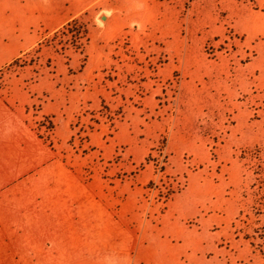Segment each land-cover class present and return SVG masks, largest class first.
I'll use <instances>...</instances> for the list:
<instances>
[{
	"label": "rangeland",
	"instance_id": "1",
	"mask_svg": "<svg viewBox=\"0 0 264 264\" xmlns=\"http://www.w3.org/2000/svg\"><path fill=\"white\" fill-rule=\"evenodd\" d=\"M0 93L132 234L76 264H264V0H0Z\"/></svg>",
	"mask_w": 264,
	"mask_h": 264
},
{
	"label": "crops",
	"instance_id": "2",
	"mask_svg": "<svg viewBox=\"0 0 264 264\" xmlns=\"http://www.w3.org/2000/svg\"><path fill=\"white\" fill-rule=\"evenodd\" d=\"M132 245L111 207L0 93V264H76Z\"/></svg>",
	"mask_w": 264,
	"mask_h": 264
},
{
	"label": "trees",
	"instance_id": "3",
	"mask_svg": "<svg viewBox=\"0 0 264 264\" xmlns=\"http://www.w3.org/2000/svg\"><path fill=\"white\" fill-rule=\"evenodd\" d=\"M79 22H80V19H76V20L74 21L75 24H78ZM69 26L71 27V25H69ZM69 26H68V27H69ZM64 32H65V30H64ZM62 34H65V33H63V31H62V32H60V33L55 34L54 37H52L50 40L46 41L45 43L41 44L40 47L43 48V47H45V46H47V47H49V46H53V42H54L55 40H58V38H59ZM64 40H67V39H66V36H65ZM58 42H59V44H62V43L65 42V41H61V38H60V40H59ZM11 66H12V65H11Z\"/></svg>",
	"mask_w": 264,
	"mask_h": 264
},
{
	"label": "water",
	"instance_id": "4",
	"mask_svg": "<svg viewBox=\"0 0 264 264\" xmlns=\"http://www.w3.org/2000/svg\"><path fill=\"white\" fill-rule=\"evenodd\" d=\"M107 19H108V18H107L106 16H103V17H102V21H104V22L107 21Z\"/></svg>",
	"mask_w": 264,
	"mask_h": 264
}]
</instances>
